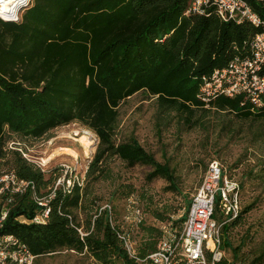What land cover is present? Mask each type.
I'll use <instances>...</instances> for the list:
<instances>
[{"label":"trees","instance_id":"16d2710c","mask_svg":"<svg viewBox=\"0 0 264 264\" xmlns=\"http://www.w3.org/2000/svg\"><path fill=\"white\" fill-rule=\"evenodd\" d=\"M191 2L32 0L17 22L0 19V176L14 174L33 185L23 192L0 193V211L3 204L8 208L0 232L25 243L36 256L34 264L60 251L85 255L98 264L118 260L147 264L156 250L162 231L146 226L143 218L129 224L142 233L134 256H129L118 236L129 234L133 242L132 228L125 227L127 215L120 223L110 204V222L107 212L100 211L102 205L90 199L93 188L88 181L106 180L107 160L114 157L128 168L149 167L148 182L160 178L168 190L177 191L169 164L157 162L132 137L115 140L119 106L134 94L153 98L159 113L175 112L190 128L199 123L193 119L195 112L209 109L264 123V104L256 106L245 95L215 96L208 102L201 98L202 77L245 51L257 29L224 22L213 8L204 15L186 14ZM252 7L264 19V5ZM74 122L92 131L98 144L85 175L73 180L67 192L65 182L71 177L65 179L58 168L43 170L26 154L52 130ZM119 187L122 197L133 192L131 186ZM34 196L46 200L49 207L45 224L20 222L42 210ZM186 203L187 212L190 199ZM218 205L216 199L213 218L221 221ZM251 207L240 209L235 219L221 226L222 250L229 249L233 261L224 253L217 264H264V247L253 258L249 252L241 253L255 238L251 229L236 245L233 242L234 229L244 226ZM154 215L158 221L170 222L164 214ZM78 229L87 234L81 237Z\"/></svg>","mask_w":264,"mask_h":264},{"label":"rangeland","instance_id":"374dc122","mask_svg":"<svg viewBox=\"0 0 264 264\" xmlns=\"http://www.w3.org/2000/svg\"><path fill=\"white\" fill-rule=\"evenodd\" d=\"M31 2L28 0V5L20 9L18 20ZM193 119H198L199 123L190 128L175 112L159 113L154 99L140 92L121 103L116 142L132 137L152 153L157 162L169 164L174 169L177 191L168 190V184L160 178L148 182L149 167L137 165L128 168L114 157L107 160L105 174L109 177L106 180L88 181L93 188L90 199L97 206L111 204L120 223L129 214L128 204L131 203L143 213L146 226L157 228L163 234L164 229L170 228L164 225L168 222L158 221L154 213L168 216L172 226H175L209 163L217 160L225 174H230L240 184L241 209L252 206L245 215L244 226L234 229L233 242L236 245L247 229L255 232L253 242L241 250V253L249 252V258H253L264 247V123L254 119L241 120L232 113L213 109L198 110ZM87 130L77 122L54 129L48 138L33 143L26 157L43 170L58 168L63 177L72 178L71 182L80 180L98 144L97 136ZM84 135L88 141L86 145L80 142V137ZM121 185L131 186L133 192L128 197H122ZM130 222L127 220L125 227L132 228L135 246L142 233L137 226H130ZM224 253L227 260L233 261L229 249H224ZM36 264L98 263L85 255L60 251L39 258ZM115 264L124 262L118 260Z\"/></svg>","mask_w":264,"mask_h":264},{"label":"built area","instance_id":"2783aa9c","mask_svg":"<svg viewBox=\"0 0 264 264\" xmlns=\"http://www.w3.org/2000/svg\"><path fill=\"white\" fill-rule=\"evenodd\" d=\"M264 5V0H192L186 14L204 15L209 8L215 9L216 16L224 22L249 24L257 29L248 48L240 55L234 56L226 66L216 68L209 76L202 77V100L208 102L215 96L235 97L245 95L256 106L264 104V19L253 9L252 4ZM67 192L73 185L66 180ZM65 182V183H66ZM61 184L57 180L56 186ZM31 182L19 181L14 174L0 176V193L3 189L23 192ZM42 207L40 213L30 219L22 218L20 222L42 225L47 222L49 207L46 200H38ZM240 184L225 174L217 160H212L199 186L190 198V205L183 216L179 228L170 227L163 230L156 250L148 256L147 264H217L224 257L222 250L221 226L235 219L240 212ZM218 199L221 221L213 218L215 202ZM1 204V200H0ZM129 214L126 220L138 223L143 219L141 210L128 204ZM112 221L113 209L110 204L100 208ZM5 204L0 211V229L7 217ZM132 218V219H131ZM165 226V227H166ZM81 237L87 233L78 229ZM129 256H134V245L129 234L118 233ZM36 256L29 247L13 234L0 232V264H34ZM145 261V260H143Z\"/></svg>","mask_w":264,"mask_h":264},{"label":"bare ground","instance_id":"6f19581e","mask_svg":"<svg viewBox=\"0 0 264 264\" xmlns=\"http://www.w3.org/2000/svg\"><path fill=\"white\" fill-rule=\"evenodd\" d=\"M27 2L28 0H0V17L8 20L11 19L18 13V9L25 6ZM87 131H85V134H88ZM80 142L86 145L88 142L87 137L85 135L81 136Z\"/></svg>","mask_w":264,"mask_h":264},{"label":"water","instance_id":"95a60500","mask_svg":"<svg viewBox=\"0 0 264 264\" xmlns=\"http://www.w3.org/2000/svg\"><path fill=\"white\" fill-rule=\"evenodd\" d=\"M27 5H28V3H27ZM25 6H26V5H25ZM25 6H23V7H25ZM23 7H21V8H23ZM21 8L18 9V11H17L18 13H19V11H20ZM18 13H17V14H18ZM17 14H16L14 17H12L11 19H9V20H8V19L5 20V19H2V18H0V19H2V20H4V21H7V22H17V21H18Z\"/></svg>","mask_w":264,"mask_h":264}]
</instances>
